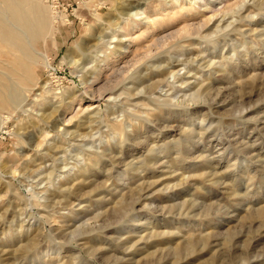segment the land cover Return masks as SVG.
Masks as SVG:
<instances>
[{"label":"rangeland","instance_id":"obj_1","mask_svg":"<svg viewBox=\"0 0 264 264\" xmlns=\"http://www.w3.org/2000/svg\"><path fill=\"white\" fill-rule=\"evenodd\" d=\"M43 2L62 18L54 36L35 44L56 74L34 66L33 82L61 84L76 99L68 117L80 116L56 129L61 97L30 103L12 90L0 113L2 264H264V0H151L117 32L131 38V52L117 56L113 42L89 63L62 57L123 1ZM84 63L86 77L77 71ZM99 64L115 91L94 99L96 120L78 127L91 103L84 94L103 84L92 83ZM126 64L124 74H112ZM111 122H125L126 134ZM103 152L100 162L89 157ZM144 159L138 173L126 170ZM124 199L127 209L119 210ZM189 202L196 205L182 206ZM37 235L43 241L28 255L18 251ZM194 238L204 243L175 258V248Z\"/></svg>","mask_w":264,"mask_h":264},{"label":"bare ground","instance_id":"obj_2","mask_svg":"<svg viewBox=\"0 0 264 264\" xmlns=\"http://www.w3.org/2000/svg\"><path fill=\"white\" fill-rule=\"evenodd\" d=\"M115 1H117V0H115ZM122 1H123V5H122L123 8L120 7L121 8L120 9L118 7L117 11L115 13H113L114 14L113 17L111 16L112 19L108 18L106 21L99 19V23L101 25H99L100 27H98L99 28L98 30L96 29L97 30L96 33L93 35H90V32H87L86 36H84V38L82 39V42L80 44H77L75 48L69 50L70 52L66 53L65 56L62 57V58H64L63 59L64 62H67V63L76 62L77 60H75V57L73 56L74 54H77V56H81L82 59H85V60L88 59V63L91 61L95 62L96 57H99L98 55L100 53H103L104 49L107 48V46L110 47L111 43H113V42H116L114 48H116L117 51L115 49L114 50L116 51L117 56L124 58L128 55L129 52H131V46H130L131 43L128 42V41H131V38L130 39L118 38V37H116L117 32L121 28H123L121 26L122 21H124L126 19L128 20V18L131 17L132 15L137 16L138 14H140V12L143 13V11H141V9L143 7H145L146 5H149L148 3H150L151 0H125V1L122 0ZM44 2H43V0H0V7L2 9V10L0 9V57H1V55L7 56V58L4 60L2 58H0V113H3L1 111L3 110V108L5 106L8 107L9 105L12 104V98L13 97L11 96V92L15 87H17L18 90L20 89L23 93L26 94V97L28 98V100H30V103L41 102V104H42V101H44V102L47 101L48 97H53L56 99L61 97V101H62L61 103L62 104L59 103V105H56V106L53 105L54 106L53 112L57 113V117L55 118V121H53V122H55L54 128L62 130L63 129L62 125L67 126L68 122H71L75 117H77V119H78L79 111L75 112V113L72 112L74 115H71V117H68V115H69L68 110H70V112L73 111L72 110L74 108L73 106H75V105H73V103L76 99H73L74 96H72L73 98L71 97L72 100L67 99L65 97V96H67V95H65V92H67V90L64 88L62 90L60 87L61 84H58V86L56 87L52 84L51 81L44 82L43 84L42 83L40 84V82H36V83L33 82V75H34L33 74V72H34L33 68H34V66L44 65L49 70L51 76L53 75V77H54V75L56 74L54 72L55 68L53 67L52 63L50 62V59L47 56V54L44 51L39 50L37 48V46L35 45L38 39H44V41H46L47 38L49 37V34L54 36L55 32L58 30L55 23L57 22L58 19H62L61 15H59V14L58 15L55 14L53 16L49 15L48 5L45 4ZM143 9H145V8H143ZM4 13H6L7 16L11 19L10 22H6L4 20V18L2 17V15ZM98 18H100V17H98ZM95 28H96L95 26L90 25L88 29H89V31H92V29H95ZM89 37L93 40V44H91L90 47L86 49L85 45L88 43ZM157 44H155V45H157ZM152 46L153 45L148 46V48H147L148 52L146 51L145 55L148 56V54L153 51L154 48ZM106 52H108V51H106ZM72 53H74V54L72 55ZM92 53H95V56H90ZM112 54H113V52H112ZM144 56L141 58H135L136 64H137V62L142 61ZM100 58H102V57H100ZM101 60H103V59H101ZM96 62H99V61L97 60ZM85 63H84V65H85ZM102 63L104 64L103 61H102ZM104 65H106V64H104ZM126 65L118 67L117 69H114L115 68L114 67L113 70H111L112 74H114V76L119 75L120 73L124 74L126 71H128V69H126V68L129 67L128 64H126ZM131 65H130V67H131ZM99 66L100 67L95 66L93 68V70L91 71L92 72L91 76L93 77V80L92 79H90V80H92V83L96 84V86H98V84L103 83V76L107 74V73H105L103 75V72H105L102 68L103 66L101 67L100 64H99ZM85 67H86V65L84 67H81V70H79L80 68H78L77 71H81L80 76L86 75V73H84ZM107 67H109V66H107ZM158 67H160V65ZM111 69H112V67H111ZM109 71H108V73H109ZM160 72L163 73L164 71L160 70ZM132 73H134V71ZM83 74H85V75H83ZM88 75H86V76H88ZM55 77L57 78V81H60V78H58L57 76H55ZM127 77H125V79ZM129 78H130V76H129ZM107 79L109 80V78H107ZM116 80H118V78ZM116 80H113V81H116ZM120 80L121 79L119 77V81ZM135 83L141 85L142 81L139 79ZM112 85L109 84V82L104 80V83L101 84L99 88L92 86L91 89L88 90V92H86L84 94V96L87 99H89V102H91V103L89 104V107L87 109H85V111L88 110L89 112L87 114H85L84 116L81 114L83 116V118H80V119L83 121L79 120L80 123L79 124L77 123L78 127L81 126L82 124H85V123H82V122H84V120H85V122H87V121L92 122L94 120V114H99V110H100L99 105H95L96 103H94L93 100L94 99L99 100V97H101V95L108 93V92L112 93L113 91H115V90H112L113 89ZM138 88L139 87H137V89ZM97 90H98V92L100 91V93H99L100 96L97 95ZM21 91H20V93H21ZM139 91H140V89H139ZM20 93H18V95ZM130 93H131V95L137 94V92L135 94H132V91H130ZM75 95H77V94H75ZM112 96L113 95H109V97H108L109 102H110ZM68 97H70V96H68ZM83 99H84V97L80 98L81 101ZM81 101H80V103H81ZM50 102H52V101H50ZM53 103H54V101H53ZM164 104L160 103V105L159 104L158 105L161 106ZM96 107H98V109H99V110L97 109V112L91 111V109H95ZM80 111H82V110H80ZM5 114L1 116L2 125H3L2 129H5L8 127L7 126V123H8L7 120H9V116L5 115ZM49 115H47V117H49ZM44 117H46V116H44ZM132 117H134V116L131 115L128 118L130 120H133L134 118L132 119ZM136 118H139V117L137 116ZM111 124H112L111 125L112 129H114L115 131H119L121 133V135H123V133L126 134L125 133V122H123V123L111 122ZM41 129H42V127H41ZM40 132H41V134L42 133H46V134L48 133V135H50L49 134L50 131H48L46 129H42ZM46 134H44V135H46ZM183 145H185V144H183ZM38 147H39V145H38ZM60 147H58V148L60 149ZM155 147H153V148L150 147L148 149V152H152V151L156 150ZM167 149H168V153L169 152L178 153V151H179L178 147H176V148L175 147H167ZM51 150H53V148ZM105 156H106L105 152L99 153V154L98 153H92L89 155L90 159L92 157H94L95 159L97 158V160H99V162L101 161L100 159H103ZM152 158L155 159L157 157L155 156ZM146 160L147 159L140 161V163H139L140 165L136 164L134 162V160L131 162L129 161L130 163L128 162L129 164L126 165L127 166L126 170L129 172H132L133 174L138 173L139 168L142 169L146 165L145 164L147 162ZM84 180L80 181V182L82 183V182H84ZM71 188H72L71 186L67 187L65 189L66 193H67V191L69 193L72 192ZM58 191H60V190H58ZM58 191H56L53 194L52 200H54V198L56 199V197L59 195ZM62 192H63V190H62ZM60 194H61V192H60ZM192 204L196 205L193 202H189L187 204L183 203L182 206L186 205L188 207H192ZM126 205H127L126 199L122 200L121 201V207L119 208V210L127 209ZM261 215H262V213H261ZM41 241H43V237L40 239V235L39 236L37 235L36 237L28 239L24 244H22L21 248H19L18 251L22 254L26 253L28 255V253H30V251H32V249L34 247H37L41 243ZM201 241L196 240L195 238L184 240L182 243H180V245L178 247L175 248L174 257L178 259L184 253L194 251L195 250L194 248L197 247L199 245V243H204L203 240H201ZM1 257H0V259H1ZM1 260H0V264H2Z\"/></svg>","mask_w":264,"mask_h":264}]
</instances>
